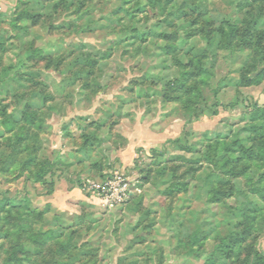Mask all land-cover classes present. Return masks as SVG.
<instances>
[{
    "label": "rangeland",
    "instance_id": "obj_1",
    "mask_svg": "<svg viewBox=\"0 0 264 264\" xmlns=\"http://www.w3.org/2000/svg\"><path fill=\"white\" fill-rule=\"evenodd\" d=\"M263 32L264 0H0V264L264 254ZM115 170L140 190L111 205Z\"/></svg>",
    "mask_w": 264,
    "mask_h": 264
},
{
    "label": "built area",
    "instance_id": "obj_2",
    "mask_svg": "<svg viewBox=\"0 0 264 264\" xmlns=\"http://www.w3.org/2000/svg\"><path fill=\"white\" fill-rule=\"evenodd\" d=\"M88 187L94 195L111 205L130 199L140 190L133 178L116 170L101 180L93 181Z\"/></svg>",
    "mask_w": 264,
    "mask_h": 264
},
{
    "label": "trees",
    "instance_id": "obj_3",
    "mask_svg": "<svg viewBox=\"0 0 264 264\" xmlns=\"http://www.w3.org/2000/svg\"><path fill=\"white\" fill-rule=\"evenodd\" d=\"M255 1H258V0H255ZM259 1H261V0H259ZM250 28L251 27H245L243 30H241L240 27H238L237 25L236 26L234 25V26L228 27L227 29L225 26H223V28H220L219 30H220L221 34L227 35L226 36L227 38H228V35H229V37H230V35L233 37L237 33L240 34L242 31L243 32L242 36H244L243 37L244 40H248L249 46H251L250 44H252V38L248 39V36L246 34V31L248 32V30ZM263 33L258 34V37H259L258 39L260 42H261V38H263V36H264ZM230 42H231V39H230ZM3 114L5 116L3 119V125L7 128L8 131H13V129L16 126H18L20 123L17 121V119L15 117H13L9 113H7V111L4 110ZM37 120H38V122H36ZM24 121L26 123H32V124L36 122V123H39V125L44 123V119L41 116H39L38 112H34V111H30V113H25ZM37 159L38 158L35 155L32 158V162L33 163L37 162L38 161ZM131 198H133V197H131ZM242 264H264V254L256 252V253H254L252 258L251 257L247 258V260L245 262H243Z\"/></svg>",
    "mask_w": 264,
    "mask_h": 264
},
{
    "label": "crops",
    "instance_id": "obj_4",
    "mask_svg": "<svg viewBox=\"0 0 264 264\" xmlns=\"http://www.w3.org/2000/svg\"><path fill=\"white\" fill-rule=\"evenodd\" d=\"M138 130V132L136 131ZM136 131V133H135ZM145 137V138H144ZM156 134L152 131L146 132L145 128H142L140 125L136 126L135 129L128 135L127 144L119 153V158L124 167H129L133 165L135 156L137 154V149L139 147H146L148 144L156 142ZM81 192V188H72L67 190L68 194H75Z\"/></svg>",
    "mask_w": 264,
    "mask_h": 264
}]
</instances>
